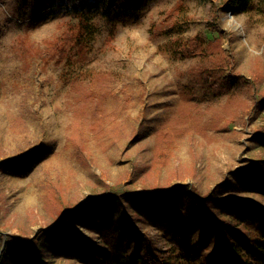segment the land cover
Listing matches in <instances>:
<instances>
[{
  "label": "rangeland",
  "instance_id": "rangeland-1",
  "mask_svg": "<svg viewBox=\"0 0 264 264\" xmlns=\"http://www.w3.org/2000/svg\"><path fill=\"white\" fill-rule=\"evenodd\" d=\"M67 4L0 0V162L27 154L21 173L0 169V261L9 238L62 222L38 264H264L260 219L222 228L204 212L227 181L220 199L264 208V1L85 0L84 46Z\"/></svg>",
  "mask_w": 264,
  "mask_h": 264
},
{
  "label": "trees",
  "instance_id": "trees-1",
  "mask_svg": "<svg viewBox=\"0 0 264 264\" xmlns=\"http://www.w3.org/2000/svg\"><path fill=\"white\" fill-rule=\"evenodd\" d=\"M35 0H22V9L26 11H30L31 4ZM121 2L129 1V0H118ZM264 1V0H263ZM85 3V0H68L67 7L71 9V12H74L75 15L78 16L79 21V32L73 35V38H75V41L81 46L85 45L84 40L85 38L89 39L94 34V30L90 24V19L88 17V10L84 11L78 10V7L82 6ZM246 3V2H244ZM29 16V17H27ZM33 19V16H30V14L25 15V18L23 20ZM221 38L214 39L212 45L210 48L214 49V47L218 46ZM225 59L229 61L232 60V57L225 56ZM227 62V61H226ZM111 136V135H110ZM160 143L163 141L160 140ZM264 141V140H263ZM165 142V141H164ZM166 142L168 143V146L174 144V140L171 139V137L166 136ZM70 143L73 145L75 153L77 157L84 163V138L82 136L80 137H72L70 140ZM164 147L163 155L168 152V149ZM27 156L26 153H21L18 156L15 157H5L4 161L0 162V169L4 171L5 173L10 172L11 170H16V172L21 173L22 166L26 164L25 157ZM164 159H166V155L163 156ZM254 170L258 173L259 177V185L262 187L261 189L264 190V159L260 160L259 163H257L254 166ZM252 172V170H251ZM238 171H235L233 174H237ZM228 182V181H227ZM225 182L223 185H220L216 188V190L210 195L209 198L206 200L209 202V205L211 206L210 210L208 207L204 210L205 215L209 217L210 219L218 220L222 217V228L225 223V225L233 224L235 226H241L246 225L248 222L256 221L260 219L262 223H264V208L261 206H257L253 200L251 199H239L236 198V196H231L230 198H219V191L225 190L226 187H231L230 183ZM243 183V182H242ZM252 187L251 183H247L245 185V189H249L248 186ZM258 186V184H257ZM241 187V186H240ZM130 193H123L124 196H129ZM111 196V193L108 194ZM107 195V196H108ZM164 197H167L166 194L163 195ZM115 197V196H114ZM85 205L83 203L81 207ZM213 205V207H212ZM228 210L227 214H223V209ZM214 210H218V212H214ZM201 210V205L199 203H196L195 206V213H199ZM222 210V211H221ZM227 215V216H226ZM62 216V214H61ZM229 216V217H228ZM229 219L228 221L225 219ZM62 223V222H61ZM60 223V224H61ZM58 224V225H60ZM55 225L52 227V234H54V237H50L48 232L40 231L38 234H36L34 237L29 239L28 236L22 235L21 240H18L16 238H9L7 241L5 250L3 251L2 259L0 261V264H38L40 262L39 258H42V253L39 251L40 247H44L46 244H50L53 247L55 246V243L57 240H59L60 231L62 230V227ZM109 222H106L105 225L102 226V228L109 227ZM222 231H226L224 228ZM223 233V232H222ZM3 242V234L0 232V248L1 244ZM227 244V243H224ZM14 245V246H13ZM236 244H233V250H235ZM35 248V249H32ZM32 249V251H31ZM118 250V249H116ZM33 253V259L31 262L27 263L28 258L31 256V252ZM173 253H169L166 257H160L155 256L154 254L148 253L146 256L145 262L141 261L137 258L136 255H128L126 256V259H119L114 258L110 261L105 260L102 262H106V264H135L136 262L143 264H176L173 263ZM172 255V256H170ZM35 262V263H33Z\"/></svg>",
  "mask_w": 264,
  "mask_h": 264
},
{
  "label": "clouds",
  "instance_id": "clouds-1",
  "mask_svg": "<svg viewBox=\"0 0 264 264\" xmlns=\"http://www.w3.org/2000/svg\"><path fill=\"white\" fill-rule=\"evenodd\" d=\"M238 35H240V37H241L242 40H245V41L247 40L246 35H244L243 33H239ZM227 45H228V41H225V47L226 48H227ZM247 52H248V55H250V56H255V55H258L259 54V52L256 49L255 45H252L251 47H249L247 49Z\"/></svg>",
  "mask_w": 264,
  "mask_h": 264
}]
</instances>
